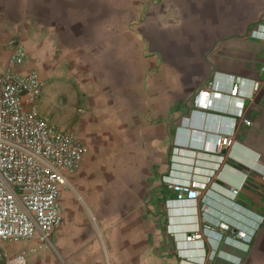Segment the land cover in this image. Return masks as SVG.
<instances>
[{
    "label": "crops",
    "instance_id": "crops-1",
    "mask_svg": "<svg viewBox=\"0 0 264 264\" xmlns=\"http://www.w3.org/2000/svg\"><path fill=\"white\" fill-rule=\"evenodd\" d=\"M17 45L16 72L42 76L41 112L74 130L85 155L65 172L63 223L47 244L4 242L7 253L264 264V0H0V69ZM227 132L234 146L214 151ZM167 179L198 182L200 197L176 201Z\"/></svg>",
    "mask_w": 264,
    "mask_h": 264
},
{
    "label": "built area",
    "instance_id": "built-area-1",
    "mask_svg": "<svg viewBox=\"0 0 264 264\" xmlns=\"http://www.w3.org/2000/svg\"><path fill=\"white\" fill-rule=\"evenodd\" d=\"M21 46L8 64L0 69V245L4 242L38 240L47 244L63 223L61 196L68 186L67 171L76 170L85 155V146L72 129L59 128L38 105L44 80L37 71L20 74ZM240 83L234 81L229 95L236 96ZM259 81L253 83L257 91ZM213 88L199 92L198 107L208 104ZM237 117L250 125L240 112ZM230 132L219 134L214 151L234 146ZM176 201H197L201 184L196 181L166 180ZM241 187H230L237 196ZM218 227L229 230L220 222ZM212 229L205 224L204 230ZM244 236V233L238 232ZM200 237V234L189 236ZM0 264H30L26 253L9 254L0 248Z\"/></svg>",
    "mask_w": 264,
    "mask_h": 264
},
{
    "label": "rangeland",
    "instance_id": "rangeland-1",
    "mask_svg": "<svg viewBox=\"0 0 264 264\" xmlns=\"http://www.w3.org/2000/svg\"><path fill=\"white\" fill-rule=\"evenodd\" d=\"M0 247H1V248H4L5 251L12 250V247H11V246H6V245L1 244Z\"/></svg>",
    "mask_w": 264,
    "mask_h": 264
},
{
    "label": "clouds",
    "instance_id": "clouds-1",
    "mask_svg": "<svg viewBox=\"0 0 264 264\" xmlns=\"http://www.w3.org/2000/svg\"><path fill=\"white\" fill-rule=\"evenodd\" d=\"M237 233H238V232H237ZM237 236H238V238L241 240V239H243V238L245 237V234H244V236H242V235H240V234H238ZM221 240H222V237H221Z\"/></svg>",
    "mask_w": 264,
    "mask_h": 264
}]
</instances>
